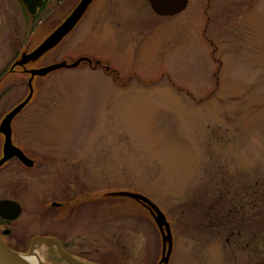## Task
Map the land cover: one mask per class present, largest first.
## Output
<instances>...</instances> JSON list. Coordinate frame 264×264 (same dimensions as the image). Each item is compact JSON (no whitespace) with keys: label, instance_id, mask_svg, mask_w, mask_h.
Here are the masks:
<instances>
[{"label":"rangeland","instance_id":"obj_1","mask_svg":"<svg viewBox=\"0 0 264 264\" xmlns=\"http://www.w3.org/2000/svg\"><path fill=\"white\" fill-rule=\"evenodd\" d=\"M78 2L16 8V88L0 108L32 79L15 140L34 160L0 171V198L22 206L17 231L66 233L93 264H264V0H188L168 17L146 0H92L40 47ZM12 37L0 34V69ZM66 200L85 201L81 219L50 205Z\"/></svg>","mask_w":264,"mask_h":264},{"label":"water","instance_id":"obj_2","mask_svg":"<svg viewBox=\"0 0 264 264\" xmlns=\"http://www.w3.org/2000/svg\"><path fill=\"white\" fill-rule=\"evenodd\" d=\"M22 3V6L26 10V12L30 15H36L38 12V9L43 4L44 0H20ZM92 0H79L77 5L74 7V9L71 11V13L68 15V17L64 20V22L61 24L59 29L54 33L51 38H47L45 42L40 46L42 48H47L49 46H55L59 43V41L67 34L73 27V25L79 20L80 15L83 13V11L87 8V6L91 3ZM148 4L150 5L151 9L154 13H156L159 16H174L181 11H183L188 3V0H146ZM39 47V48H40ZM38 48V49H39ZM44 50V49H43ZM82 60H85L90 66L93 65V62L88 59L84 58ZM82 60H77L76 62L72 63L70 66H76L78 63ZM93 67L100 66L104 68L107 72L108 69L104 67V62H101L100 60H96ZM60 68V67H59ZM58 66H51L49 68L41 69L40 73H47L52 70L59 69ZM37 72L32 73L33 75H36ZM29 85V92L26 95V97L18 103L5 117L4 121L9 122L11 117L16 113H18L23 107L29 102L30 98L32 97V79L27 80ZM5 144H4V155L0 159V165L9 159L12 155L16 154V157L20 159V161L25 164L26 166H32L33 161L32 159L28 158L22 150H20L17 147H14L10 143V137H9V130H5ZM145 205L148 208V212L151 214L152 219L155 221L157 227H162V221L163 215L160 211H158V207L152 203L149 199L145 200ZM59 203L53 201L51 203L52 206H56ZM153 210H155V214L153 213ZM21 213V206L17 201H14L12 199H0V216L3 218L8 219H14L19 216ZM168 225H166L164 228V231L160 232L161 240L166 244L170 246V235L168 230ZM158 228V229H159ZM38 243L44 244L46 248L54 247L58 255L66 261L68 264H93L91 262H88L82 258H77L74 255L66 252L62 246L60 241L53 236H35L31 239V244L26 252H18L12 250L6 242L3 240V238L0 235V264H33V263H27L20 259L19 256L21 255H30L31 253L37 251V254L41 258V261L38 264H52L50 262H43L42 257L40 256L38 252ZM161 260V259H160Z\"/></svg>","mask_w":264,"mask_h":264},{"label":"flooded vegetation","instance_id":"obj_3","mask_svg":"<svg viewBox=\"0 0 264 264\" xmlns=\"http://www.w3.org/2000/svg\"><path fill=\"white\" fill-rule=\"evenodd\" d=\"M45 1L47 2V0H44V2ZM42 5H41V7H42ZM41 7L38 9V12H37L36 15L39 14ZM16 8H17L18 13H19V11H21V8H23V11L26 12V10L22 6V3H21L20 0H0V34H2L3 36H8V35L13 36L12 37V44H13L12 52H13V55L11 56V58H9L4 63V65L0 69V103H1L2 99L6 96V94H8V92L11 89H15L16 88V72L13 71L15 66L12 67V64H13L14 59H15V57H13V56L16 54ZM10 75L14 79L13 82L8 83V84H4L5 83L4 81H5L6 77L10 76ZM15 106H16V104H14L9 110H6L4 108H0V159L4 155L5 132H6L5 130H6L7 126L10 127L8 134H9V137H10L9 140H10L11 145H13L15 147L18 146L16 144V140H15L16 113L11 117V119L9 120L8 123L4 121L6 115ZM13 160H15L16 163L25 166L26 169H30L33 166V164H34V160L32 159V161H33L32 166H26L25 164H23L20 161L19 158L16 157V154H14L9 159L4 161L0 165V171L3 170ZM83 197L86 198L87 195L83 196ZM113 197L115 198V196H112L110 198L113 199ZM0 199H4V198H0ZM7 199H12V200L16 201V199L12 198V197L11 198H7ZM85 200H87V199H85ZM55 202H57V201H55ZM51 203H50V205H51ZM57 203H59V204L56 205V206H52V205L51 206L52 207L63 206V208H64V211H63L64 219H66V218H68V217H70V216H72L74 214H76V215L74 216V218L72 217L73 219L76 218V221L81 219L82 216H80V214L78 213V209L81 207V205L83 206V204H85V201H82V202H80L77 205H75V204L69 205V201L68 200H66L65 204H63V205H60V202H57ZM20 206H21V204H20ZM75 206H77V208ZM21 213H22V206H21ZM17 218L18 217L14 218V219H8V218H3V217L0 216V235L3 238V240L6 242L8 247H10L12 250L18 251V252H22L23 249L25 247H27V245L30 246L31 239L33 237H35V236H53V237H56L60 241L62 248L66 252L74 255L77 258H82V256L80 257L78 254H75V253L69 251V249H68L69 242L66 241V233L55 234L52 231H47V232L45 231V232H42L41 234H28V233L26 234L24 232H18L17 231V227H16ZM231 233H234V232L231 231ZM48 250L50 251L49 253L56 251L54 247H49ZM59 263L60 264H68L63 259Z\"/></svg>","mask_w":264,"mask_h":264},{"label":"trees","instance_id":"obj_4","mask_svg":"<svg viewBox=\"0 0 264 264\" xmlns=\"http://www.w3.org/2000/svg\"><path fill=\"white\" fill-rule=\"evenodd\" d=\"M45 2L43 3V5L45 4ZM113 199L121 200V199H119L117 197L113 198ZM28 248H29V246L27 245V247H25L22 252H26L28 250ZM46 259H47L48 262H50L52 264H59V262L62 260V258L60 256H58L56 251L49 253V255L47 256Z\"/></svg>","mask_w":264,"mask_h":264},{"label":"bare ground","instance_id":"obj_5","mask_svg":"<svg viewBox=\"0 0 264 264\" xmlns=\"http://www.w3.org/2000/svg\"><path fill=\"white\" fill-rule=\"evenodd\" d=\"M19 257L22 261L27 262V263L38 264L41 261V258L39 257V255L37 254V251L35 250L30 255H21Z\"/></svg>","mask_w":264,"mask_h":264}]
</instances>
